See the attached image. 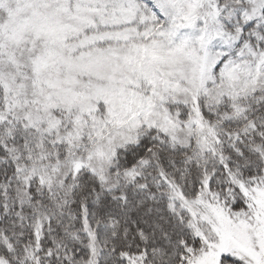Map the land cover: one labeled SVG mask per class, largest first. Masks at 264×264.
I'll return each mask as SVG.
<instances>
[{
	"label": "snow or ice",
	"instance_id": "6c2138e0",
	"mask_svg": "<svg viewBox=\"0 0 264 264\" xmlns=\"http://www.w3.org/2000/svg\"><path fill=\"white\" fill-rule=\"evenodd\" d=\"M0 264H264V0H0Z\"/></svg>",
	"mask_w": 264,
	"mask_h": 264
}]
</instances>
